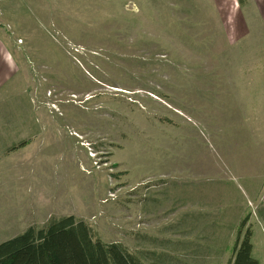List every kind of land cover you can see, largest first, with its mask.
Wrapping results in <instances>:
<instances>
[{
  "label": "rangeland",
  "instance_id": "rangeland-1",
  "mask_svg": "<svg viewBox=\"0 0 264 264\" xmlns=\"http://www.w3.org/2000/svg\"><path fill=\"white\" fill-rule=\"evenodd\" d=\"M242 3L0 0L29 227L71 216L141 264H228L247 219L264 264V0Z\"/></svg>",
  "mask_w": 264,
  "mask_h": 264
},
{
  "label": "trees",
  "instance_id": "trees-1",
  "mask_svg": "<svg viewBox=\"0 0 264 264\" xmlns=\"http://www.w3.org/2000/svg\"><path fill=\"white\" fill-rule=\"evenodd\" d=\"M242 6V0H237ZM247 219L238 228L232 258L228 264H259L252 256ZM0 264H141L123 246L104 244L90 228L73 217L51 219L40 228L0 244Z\"/></svg>",
  "mask_w": 264,
  "mask_h": 264
},
{
  "label": "crops",
  "instance_id": "crops-1",
  "mask_svg": "<svg viewBox=\"0 0 264 264\" xmlns=\"http://www.w3.org/2000/svg\"><path fill=\"white\" fill-rule=\"evenodd\" d=\"M17 67L10 48L0 36L1 104L10 96L12 83L17 75ZM11 121L9 117V127L12 126ZM15 146H13L12 129L6 132L5 128H0V244L22 234L29 227L26 207L13 209L11 206L16 203H25L22 197H26L27 184V152L23 149L13 153L8 152ZM13 211L18 215L13 217Z\"/></svg>",
  "mask_w": 264,
  "mask_h": 264
}]
</instances>
